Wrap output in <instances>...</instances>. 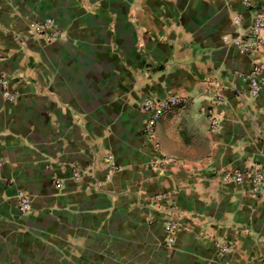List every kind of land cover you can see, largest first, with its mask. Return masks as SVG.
I'll list each match as a JSON object with an SVG mask.
<instances>
[{"label":"crops","instance_id":"0c3cea01","mask_svg":"<svg viewBox=\"0 0 264 264\" xmlns=\"http://www.w3.org/2000/svg\"><path fill=\"white\" fill-rule=\"evenodd\" d=\"M250 2L0 0V77L20 94L0 98V264H264V201L220 176L264 166V96L246 79L264 46L250 57L233 44L234 17L245 30L264 16ZM46 20L52 43L30 28ZM169 93L184 104L158 121L156 153L140 104ZM160 155L180 164L158 169Z\"/></svg>","mask_w":264,"mask_h":264},{"label":"built area","instance_id":"2783aa9c","mask_svg":"<svg viewBox=\"0 0 264 264\" xmlns=\"http://www.w3.org/2000/svg\"><path fill=\"white\" fill-rule=\"evenodd\" d=\"M240 2L251 7L250 0H240ZM234 26L242 31L235 33L233 44L239 54L244 56H257L264 46V16L257 15L252 25L243 29V20L240 16L233 18ZM31 31L41 38L46 43H52L57 37L51 31L54 28L52 20L44 22H34L30 24ZM249 82V93L253 97L264 96V67L255 64L249 76L246 77ZM0 98L10 104H16L20 100V94L13 92L10 88V82L6 77H0ZM226 99L222 95L215 94L213 98V107L208 111L211 129L217 130L219 120L215 116L214 107L223 104ZM184 104V99L181 96L173 93L167 94L163 98H143L140 104V110L145 116V123L142 128V134L151 144L156 153H160L161 146L156 138V127L158 121L169 111L174 108H179ZM108 162L111 165L110 173L118 168L112 156L108 157ZM0 160V167L2 166ZM158 169H164L168 165L180 164L173 157L160 155L151 163ZM221 180L224 183H232L236 185L248 184L251 187L252 193L264 201V166L248 167V168H232L220 174ZM72 179L79 182L82 179V173L79 170H74ZM58 188L63 187V183L57 180ZM16 204L21 215H27L32 211L33 199L32 196L24 191H19L16 195ZM157 201L166 202L169 198L167 194H162L156 197ZM164 224L165 242L168 247L172 248L176 242L177 234L180 232V225L171 218V215ZM217 247L221 253L229 252V247L225 244L218 243Z\"/></svg>","mask_w":264,"mask_h":264}]
</instances>
